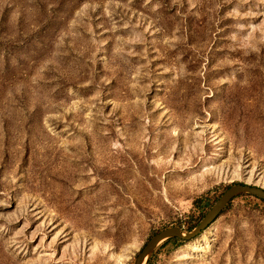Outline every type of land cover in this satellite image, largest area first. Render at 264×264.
<instances>
[{
    "label": "rangeland",
    "instance_id": "374dc122",
    "mask_svg": "<svg viewBox=\"0 0 264 264\" xmlns=\"http://www.w3.org/2000/svg\"><path fill=\"white\" fill-rule=\"evenodd\" d=\"M233 183L264 189V0H0V264H132ZM160 245L264 264V202Z\"/></svg>",
    "mask_w": 264,
    "mask_h": 264
},
{
    "label": "water",
    "instance_id": "95a60500",
    "mask_svg": "<svg viewBox=\"0 0 264 264\" xmlns=\"http://www.w3.org/2000/svg\"><path fill=\"white\" fill-rule=\"evenodd\" d=\"M251 195L264 200V189L245 183H237L228 186L206 211L198 224L190 231L184 232L179 227L164 228L151 236L136 254L132 264H147L153 251L170 238L180 240H192L200 236L221 214L224 208L239 195Z\"/></svg>",
    "mask_w": 264,
    "mask_h": 264
},
{
    "label": "bare ground",
    "instance_id": "6f19581e",
    "mask_svg": "<svg viewBox=\"0 0 264 264\" xmlns=\"http://www.w3.org/2000/svg\"><path fill=\"white\" fill-rule=\"evenodd\" d=\"M142 156V155H141ZM144 157V156H143ZM137 161V160H136ZM129 166V165H128ZM124 168V167H123ZM75 174H73L71 177H66V178H64V180H63V182H64V185H65V187H64V190H67V188H68V186L67 185H70L71 183H72V178H73V176H74ZM107 192H108V195L107 194H105L104 196H99V200L100 201H108V200H111L112 202L110 203V204H117V205H123V202H125L126 201V199L124 198V196L121 198V196H120V191L118 190V189H116L115 187H114V185H113V183L112 182H109L108 184H107ZM112 195H114L115 196V198H113L112 197ZM61 198H63V197H61ZM64 199L66 200V199H68V198H65L64 197ZM95 199L96 198H93V199H91V201H95ZM115 199V200H114ZM62 202V201H61ZM68 202V201H67ZM109 202V201H108ZM64 204H66L65 202H63ZM102 205V204H101ZM90 206V205H89ZM106 205H104V207H105ZM90 208V207H89ZM120 209V208H119ZM117 210L116 211V214H115V220H116V222L118 223V224H121L122 222H124V223H126V222H128V219L124 216V214H122L121 216H119V217H117L118 216V214L120 213V210ZM89 216L90 215H88L87 213H85L84 214V217L86 218V219H88L87 221L90 223L91 222V219H89ZM83 217V216H82ZM114 220V219H113ZM85 222V223H81V224H89L88 222ZM115 222V223H116Z\"/></svg>",
    "mask_w": 264,
    "mask_h": 264
},
{
    "label": "trees",
    "instance_id": "16d2710c",
    "mask_svg": "<svg viewBox=\"0 0 264 264\" xmlns=\"http://www.w3.org/2000/svg\"><path fill=\"white\" fill-rule=\"evenodd\" d=\"M233 184H237V183H233ZM240 184H242V183H240ZM260 200L264 202V200H262V199H260ZM202 217H203V215L201 216V218ZM199 220L196 221L193 225H191L189 227H186V228L182 227L181 225H179L177 227H179L182 231L187 232V231L191 230L193 227H195L198 224ZM177 241H179V239H177V238H170V239H167L166 241H164L160 246H164V245H166V244H168L170 242H177Z\"/></svg>",
    "mask_w": 264,
    "mask_h": 264
}]
</instances>
